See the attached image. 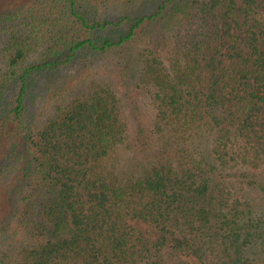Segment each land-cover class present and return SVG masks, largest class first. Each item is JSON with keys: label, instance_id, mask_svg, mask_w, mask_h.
<instances>
[{"label": "trees", "instance_id": "1", "mask_svg": "<svg viewBox=\"0 0 264 264\" xmlns=\"http://www.w3.org/2000/svg\"><path fill=\"white\" fill-rule=\"evenodd\" d=\"M0 264H264V0H0Z\"/></svg>", "mask_w": 264, "mask_h": 264}]
</instances>
